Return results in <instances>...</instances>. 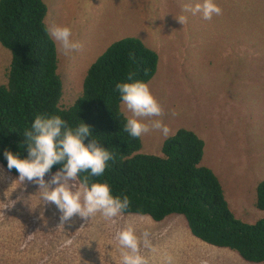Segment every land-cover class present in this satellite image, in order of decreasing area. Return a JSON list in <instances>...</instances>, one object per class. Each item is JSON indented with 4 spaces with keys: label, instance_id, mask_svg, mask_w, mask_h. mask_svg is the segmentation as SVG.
<instances>
[{
    "label": "rangeland",
    "instance_id": "1",
    "mask_svg": "<svg viewBox=\"0 0 264 264\" xmlns=\"http://www.w3.org/2000/svg\"><path fill=\"white\" fill-rule=\"evenodd\" d=\"M45 2L49 28L70 26L82 45L67 56L57 50L61 104L70 106L80 96L87 68L108 45L140 37L160 58L148 83L164 108L157 119L171 129L169 135L180 127L197 132L205 140L202 163L218 175L231 208L246 221L258 220L256 188L264 179V0H214L221 15L205 20L188 13L184 24L176 19L185 14L182 4L203 0ZM10 61L11 51L0 43V84L8 81ZM166 137L153 130L141 136L142 149L161 154ZM38 191V184L23 182L0 165V264H121L116 234L129 225L141 238L146 264H169L168 257L170 264H264L195 237L183 215L155 221L122 213L113 223L97 213L62 221L58 206L43 204Z\"/></svg>",
    "mask_w": 264,
    "mask_h": 264
},
{
    "label": "trees",
    "instance_id": "2",
    "mask_svg": "<svg viewBox=\"0 0 264 264\" xmlns=\"http://www.w3.org/2000/svg\"><path fill=\"white\" fill-rule=\"evenodd\" d=\"M47 14L45 0H0V43L11 51L8 81L0 84V165L19 176L8 168L4 153L28 157L24 133L37 115H59L72 128L84 122L92 130L85 143L95 140L115 156L104 174L91 182H107L113 196H128L124 214L148 215L155 221L183 215L195 237L234 250L246 261L264 262V179L257 185L255 201L262 216L246 221L231 208L218 175L202 163L205 140L197 132L178 128L164 139L161 154H155L142 149L141 137L123 130L127 116L116 85L148 84L159 69L158 52L137 36L115 40L89 65L80 96L65 107ZM62 166L53 165L46 175Z\"/></svg>",
    "mask_w": 264,
    "mask_h": 264
},
{
    "label": "clouds",
    "instance_id": "3",
    "mask_svg": "<svg viewBox=\"0 0 264 264\" xmlns=\"http://www.w3.org/2000/svg\"><path fill=\"white\" fill-rule=\"evenodd\" d=\"M184 15L176 18L181 24L187 22L188 16L201 14L203 19L211 20L214 15H221L222 9L214 0H203L194 6L182 4ZM49 35L58 45V51L67 56L82 45L75 41L70 26L54 25L48 29ZM129 80L132 74H129ZM116 90L121 95L123 105L131 115L123 127L133 138H139L153 130H159L168 136L171 129L158 117H162L164 108L152 93L149 85L143 81L118 83ZM92 135L91 127L84 122L72 128L59 115L48 117L37 115L31 130L24 136L28 146V157L21 159L17 154L5 151L9 169L15 168L19 180L30 181L39 185V195L43 204L55 203L62 212L61 220L68 221L73 216L81 218L93 217L100 213L106 220L116 222L124 210L129 207L128 196H113L111 186L107 182H91L92 177L102 176L108 167V161L114 159V153L92 140L86 144L85 139ZM62 168L45 181L55 164ZM86 173L80 180V174ZM51 185H56L54 189ZM121 246V264H146L140 254L141 238L136 228L129 225L116 234ZM143 243L147 246L148 233L143 234ZM170 264L171 257L167 258Z\"/></svg>",
    "mask_w": 264,
    "mask_h": 264
}]
</instances>
